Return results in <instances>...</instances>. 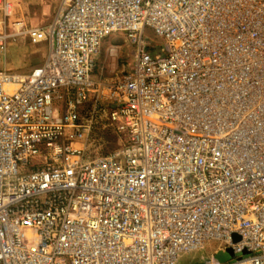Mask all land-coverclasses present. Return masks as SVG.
<instances>
[{
    "label": "built area",
    "instance_id": "2783aa9c",
    "mask_svg": "<svg viewBox=\"0 0 264 264\" xmlns=\"http://www.w3.org/2000/svg\"><path fill=\"white\" fill-rule=\"evenodd\" d=\"M58 1L20 32L43 63L0 71V264H176L208 241L224 248L204 264H264V0ZM17 2L0 0L6 18ZM115 34L135 56L105 86ZM100 99L121 147L91 159Z\"/></svg>",
    "mask_w": 264,
    "mask_h": 264
},
{
    "label": "rangeland",
    "instance_id": "374dc122",
    "mask_svg": "<svg viewBox=\"0 0 264 264\" xmlns=\"http://www.w3.org/2000/svg\"><path fill=\"white\" fill-rule=\"evenodd\" d=\"M17 1L11 19L6 18L0 11V33H6L9 36L6 52L0 53V71L27 73L34 65L42 63L45 49L43 43H32L29 35H18L17 31L23 33L43 26L51 20L59 1ZM18 24H22V26L17 27ZM145 42L151 59H154L164 46V41L158 38L151 29L145 31ZM134 56L135 48L123 34L108 37L102 43L96 57L93 80L105 86L123 80L131 72ZM92 99L83 113L85 119L88 120H90L96 103L95 98ZM103 101L100 99L98 102V111L87 147V157L91 159L117 152L121 147L120 136L108 119L110 106ZM102 104H104L103 107H101ZM223 248L224 245L219 241H208L200 250L180 254L176 264H204ZM215 258L220 263H226L231 259L227 252L219 253Z\"/></svg>",
    "mask_w": 264,
    "mask_h": 264
},
{
    "label": "crops",
    "instance_id": "0c3cea01",
    "mask_svg": "<svg viewBox=\"0 0 264 264\" xmlns=\"http://www.w3.org/2000/svg\"><path fill=\"white\" fill-rule=\"evenodd\" d=\"M56 10H57V6H56V8H55V11H54V14H53L51 20H49L47 23H45V24H44L43 26H41V27L47 26L48 24L51 23V21L53 20L54 15H55V13H56ZM41 27H38V28H41ZM43 46H44V49H45V55H46V53H47V45H46V43H43ZM45 55H44V58H45ZM44 58H43V61H44ZM43 61H42V63H43ZM42 63H41V64H42ZM41 64L34 65L33 68L39 67ZM33 68H32V69H33ZM32 69H30L28 72H30ZM28 72H27V73H28Z\"/></svg>",
    "mask_w": 264,
    "mask_h": 264
},
{
    "label": "bare ground",
    "instance_id": "6f19581e",
    "mask_svg": "<svg viewBox=\"0 0 264 264\" xmlns=\"http://www.w3.org/2000/svg\"><path fill=\"white\" fill-rule=\"evenodd\" d=\"M21 24L16 25L17 27H20ZM21 32V31H20ZM19 31H17V34H21Z\"/></svg>",
    "mask_w": 264,
    "mask_h": 264
}]
</instances>
